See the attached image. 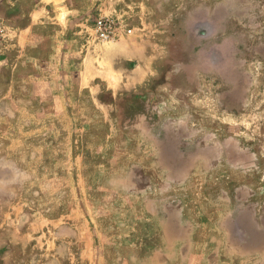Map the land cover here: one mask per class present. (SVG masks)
Here are the masks:
<instances>
[{"label":"rangeland","instance_id":"rangeland-1","mask_svg":"<svg viewBox=\"0 0 264 264\" xmlns=\"http://www.w3.org/2000/svg\"><path fill=\"white\" fill-rule=\"evenodd\" d=\"M110 12L177 89L108 96ZM0 264H264V0H0Z\"/></svg>","mask_w":264,"mask_h":264},{"label":"crops","instance_id":"crops-1","mask_svg":"<svg viewBox=\"0 0 264 264\" xmlns=\"http://www.w3.org/2000/svg\"><path fill=\"white\" fill-rule=\"evenodd\" d=\"M101 16L103 19L119 20L120 23L118 13L113 14L110 12L108 15L101 14ZM134 34L135 31L122 25L118 26L114 34L116 39L112 42L111 48L117 51L118 62L122 70L128 75L130 74L127 77H131V79H124L121 82L109 85L110 87H107L109 90L108 96L118 97L142 92H157L164 95L168 87L170 91L177 89L175 86L176 81L179 79L184 80L185 71L178 67V63L171 66L168 64V61L174 60V52L169 50L167 42L164 41L163 43L162 41V38L168 37L165 31L161 30L157 33L156 30L146 28L139 29V33ZM158 37H160V41L155 40ZM162 47L165 49L163 50ZM182 84H184V81H182Z\"/></svg>","mask_w":264,"mask_h":264},{"label":"built area","instance_id":"built-area-1","mask_svg":"<svg viewBox=\"0 0 264 264\" xmlns=\"http://www.w3.org/2000/svg\"><path fill=\"white\" fill-rule=\"evenodd\" d=\"M96 28L100 37L103 39H108L114 34L117 26L111 20L99 19L96 22Z\"/></svg>","mask_w":264,"mask_h":264}]
</instances>
